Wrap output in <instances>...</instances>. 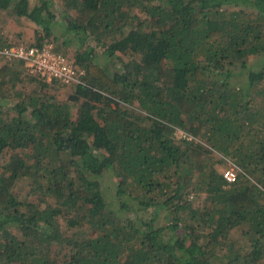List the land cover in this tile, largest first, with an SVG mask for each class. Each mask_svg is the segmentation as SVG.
I'll use <instances>...</instances> for the list:
<instances>
[{
	"label": "trees",
	"instance_id": "trees-1",
	"mask_svg": "<svg viewBox=\"0 0 264 264\" xmlns=\"http://www.w3.org/2000/svg\"><path fill=\"white\" fill-rule=\"evenodd\" d=\"M5 6L81 75L0 65V264H264V0Z\"/></svg>",
	"mask_w": 264,
	"mask_h": 264
},
{
	"label": "built area",
	"instance_id": "built-area-1",
	"mask_svg": "<svg viewBox=\"0 0 264 264\" xmlns=\"http://www.w3.org/2000/svg\"><path fill=\"white\" fill-rule=\"evenodd\" d=\"M0 56L5 59L20 60L27 65L31 74L47 81L57 79L68 84L78 82L81 72H78L66 56L56 52L51 42L45 40L41 44L13 43L0 47ZM236 169L230 165L222 169V175L227 181L236 178Z\"/></svg>",
	"mask_w": 264,
	"mask_h": 264
},
{
	"label": "rangeland",
	"instance_id": "rangeland-1",
	"mask_svg": "<svg viewBox=\"0 0 264 264\" xmlns=\"http://www.w3.org/2000/svg\"><path fill=\"white\" fill-rule=\"evenodd\" d=\"M53 12H54L53 17H48V18L45 17L44 18L45 20L43 19L44 25L49 26L52 29L51 34L45 37L44 40H48L49 42H51L52 48H56V47L60 48V41L63 42V40H65V38L68 37L69 34L63 31V26L58 21V19L60 18V14L62 12L56 8L55 9L53 8ZM38 29H39V25H37L36 22L33 21L32 19L30 20V19L25 18L24 16L13 13L11 8H9L8 6L0 7V42L1 40H3L2 42H5L4 44H2V46L13 44V43L33 44L36 42V39H37L36 36L40 34L41 32L39 30L36 33L35 31ZM69 48L71 50L75 48L74 38L71 39ZM67 56L71 58V53H68ZM7 60H11V59H5L0 56V65ZM17 62L19 63L20 61H17ZM19 65H21L22 73L30 74V72L27 69L26 64L22 62V64H19ZM20 86H21L20 84H17L14 89L16 88L19 89ZM176 135L178 137L183 136L182 131L176 130ZM225 166L227 167L228 165L227 164H217L216 165L218 170H221V171L222 169H224Z\"/></svg>",
	"mask_w": 264,
	"mask_h": 264
}]
</instances>
